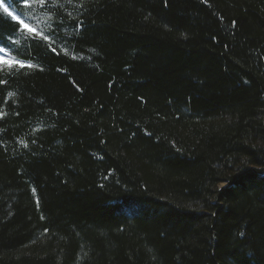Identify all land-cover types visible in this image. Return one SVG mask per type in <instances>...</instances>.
Masks as SVG:
<instances>
[{
    "label": "trees",
    "instance_id": "16d2710c",
    "mask_svg": "<svg viewBox=\"0 0 264 264\" xmlns=\"http://www.w3.org/2000/svg\"><path fill=\"white\" fill-rule=\"evenodd\" d=\"M0 47V264H264V0H0Z\"/></svg>",
    "mask_w": 264,
    "mask_h": 264
},
{
    "label": "snow or ice",
    "instance_id": "6c2138e0",
    "mask_svg": "<svg viewBox=\"0 0 264 264\" xmlns=\"http://www.w3.org/2000/svg\"><path fill=\"white\" fill-rule=\"evenodd\" d=\"M38 3L41 5V6H44L45 5V0H38ZM5 11L7 12L8 10L5 8ZM9 15H11V13H9ZM14 19H15V17H13ZM25 27L26 28H28V26L27 25H25ZM28 31L29 32H36V30L35 29H33V28H28ZM36 35L37 36H40L41 35V33H39V32H36ZM44 40H48V37L47 36H43L42 37ZM0 52H3V49H0ZM3 61H0V63H2ZM14 63H18L19 65H20V67H24L25 66V64L23 63V62H21V61H14ZM10 67H11V65H9ZM28 67H32V65H27ZM3 81H0V83H2ZM14 95V93H9V96H13ZM0 115H2V113H0ZM25 147H27V145H25Z\"/></svg>",
    "mask_w": 264,
    "mask_h": 264
},
{
    "label": "rangeland",
    "instance_id": "374dc122",
    "mask_svg": "<svg viewBox=\"0 0 264 264\" xmlns=\"http://www.w3.org/2000/svg\"><path fill=\"white\" fill-rule=\"evenodd\" d=\"M22 25H24V24L22 23ZM0 49H3V48H0ZM6 54H7V51L5 49H3V52H0V61L10 63L11 60L6 56Z\"/></svg>",
    "mask_w": 264,
    "mask_h": 264
}]
</instances>
